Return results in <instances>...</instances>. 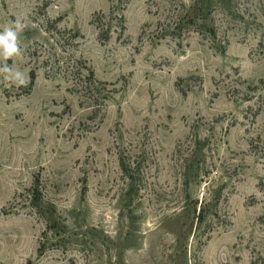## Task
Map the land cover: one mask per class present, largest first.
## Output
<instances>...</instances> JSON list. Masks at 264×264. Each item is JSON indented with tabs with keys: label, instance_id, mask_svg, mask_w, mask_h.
<instances>
[{
	"label": "rangeland",
	"instance_id": "374dc122",
	"mask_svg": "<svg viewBox=\"0 0 264 264\" xmlns=\"http://www.w3.org/2000/svg\"><path fill=\"white\" fill-rule=\"evenodd\" d=\"M17 21L0 264H264V0H0Z\"/></svg>",
	"mask_w": 264,
	"mask_h": 264
},
{
	"label": "clouds",
	"instance_id": "9594fccd",
	"mask_svg": "<svg viewBox=\"0 0 264 264\" xmlns=\"http://www.w3.org/2000/svg\"><path fill=\"white\" fill-rule=\"evenodd\" d=\"M22 30L23 25L17 21L14 26H4L3 30L0 31V59L7 61L15 59L22 54L20 44V33ZM0 74H3L6 80L19 85H26L25 74L7 63L0 66Z\"/></svg>",
	"mask_w": 264,
	"mask_h": 264
},
{
	"label": "trees",
	"instance_id": "16d2710c",
	"mask_svg": "<svg viewBox=\"0 0 264 264\" xmlns=\"http://www.w3.org/2000/svg\"><path fill=\"white\" fill-rule=\"evenodd\" d=\"M31 85L33 86V84H34V82H35V80H36V75H35V73L34 72H31Z\"/></svg>",
	"mask_w": 264,
	"mask_h": 264
}]
</instances>
